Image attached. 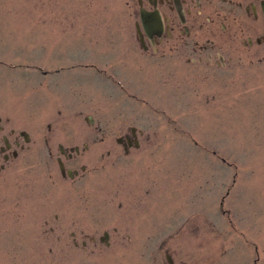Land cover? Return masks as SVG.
I'll return each mask as SVG.
<instances>
[{"label": "rangeland", "instance_id": "rangeland-1", "mask_svg": "<svg viewBox=\"0 0 264 264\" xmlns=\"http://www.w3.org/2000/svg\"><path fill=\"white\" fill-rule=\"evenodd\" d=\"M133 2L0 0V264H246L240 230L264 249L262 68L141 56Z\"/></svg>", "mask_w": 264, "mask_h": 264}, {"label": "flooded vegetation", "instance_id": "flooded-vegetation-1", "mask_svg": "<svg viewBox=\"0 0 264 264\" xmlns=\"http://www.w3.org/2000/svg\"><path fill=\"white\" fill-rule=\"evenodd\" d=\"M133 4L138 10L135 11L134 41L141 56H149L161 64L165 60V64L199 68L198 74L205 81H210L213 69L215 72H222V69L231 72L237 68H255L256 74L262 68L264 74V0H134ZM141 11L146 14L145 21L153 24L147 31L142 25ZM60 70L53 71V74ZM49 73L44 71L43 74L48 76L46 74ZM220 74L214 75L212 80L218 77L219 81ZM96 130L104 134L102 127L98 126ZM19 136L24 138L22 132ZM2 141L0 158L7 160L11 145L5 137ZM105 141L102 137L100 142ZM116 142L128 155L130 149L139 147L137 131L130 127L129 132ZM12 145L19 147L20 144L16 140ZM86 149L88 146L84 145L82 152ZM58 150L61 157L57 156L55 160L64 166L65 172H61L64 178L67 177V171H71L65 168L64 162L76 160L80 150L78 147L64 149L62 145L58 146ZM109 154L107 151L105 157H110ZM12 156H16V153L13 152ZM81 170L84 171V167ZM77 173L71 171L72 177L77 176ZM235 228L238 229L233 227V231H236ZM239 233L253 249L246 264H262L264 249L260 247V242L247 239L241 230ZM108 238L107 235L99 240ZM224 243L216 237L218 257L224 250ZM166 260L168 264H173L169 254H166Z\"/></svg>", "mask_w": 264, "mask_h": 264}, {"label": "water", "instance_id": "water-1", "mask_svg": "<svg viewBox=\"0 0 264 264\" xmlns=\"http://www.w3.org/2000/svg\"><path fill=\"white\" fill-rule=\"evenodd\" d=\"M145 17H146V14L143 13V12H141V18H142V21H143V26H144L145 30L147 31V30H149V29L152 27L153 24H151V23H147V22L145 21ZM23 136L25 137V141H28V138H27V136H26L24 133H23ZM61 171L64 172L62 166H61ZM68 175H69L70 177L72 176L70 171H68ZM105 236H106V235H105Z\"/></svg>", "mask_w": 264, "mask_h": 264}]
</instances>
